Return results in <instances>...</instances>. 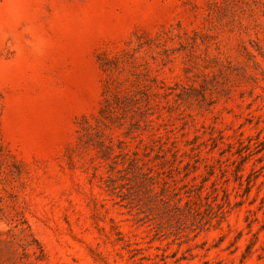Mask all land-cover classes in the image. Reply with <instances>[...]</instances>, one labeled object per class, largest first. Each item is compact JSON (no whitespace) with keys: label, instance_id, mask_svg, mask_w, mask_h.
Wrapping results in <instances>:
<instances>
[{"label":"rangeland","instance_id":"1","mask_svg":"<svg viewBox=\"0 0 264 264\" xmlns=\"http://www.w3.org/2000/svg\"><path fill=\"white\" fill-rule=\"evenodd\" d=\"M0 264H264V0H0Z\"/></svg>","mask_w":264,"mask_h":264}]
</instances>
